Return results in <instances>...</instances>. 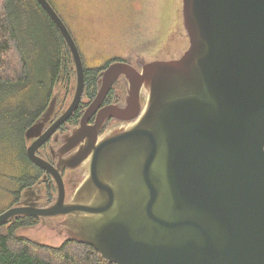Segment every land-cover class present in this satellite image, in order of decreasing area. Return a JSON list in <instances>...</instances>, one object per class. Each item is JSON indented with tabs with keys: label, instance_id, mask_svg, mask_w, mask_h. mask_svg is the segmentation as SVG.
Listing matches in <instances>:
<instances>
[{
	"label": "water",
	"instance_id": "obj_1",
	"mask_svg": "<svg viewBox=\"0 0 264 264\" xmlns=\"http://www.w3.org/2000/svg\"><path fill=\"white\" fill-rule=\"evenodd\" d=\"M38 2L72 54L76 85L69 106L26 150L52 175V203L42 206L40 189L36 197L25 189L30 201L0 212V225L61 216L68 238L116 264H264V0H183L189 47L140 68L109 64L65 137L61 149L79 147L64 167L37 151L80 106L85 65L52 3ZM120 77L125 102L103 105ZM110 118L124 122L101 133ZM66 167L82 176L68 184L70 195Z\"/></svg>",
	"mask_w": 264,
	"mask_h": 264
},
{
	"label": "trees",
	"instance_id": "obj_2",
	"mask_svg": "<svg viewBox=\"0 0 264 264\" xmlns=\"http://www.w3.org/2000/svg\"><path fill=\"white\" fill-rule=\"evenodd\" d=\"M9 58L15 59L13 71ZM111 63L85 66L84 94L80 106L69 118L72 125L80 122L85 107L97 95L101 72ZM1 67L4 68L0 70V96L10 99L3 108L7 117H12L8 119L15 130L7 146L14 149L17 145L21 168L20 171L12 169L7 175L16 191L10 197L12 202L0 208V212L13 206L24 188L42 177L44 170L27 156L25 132L46 110L55 95V87L70 98L76 81L75 65L66 41L38 0H0ZM37 83L40 84L38 93L28 97L27 93ZM117 91L122 96L121 89L113 88L106 101H115ZM55 194L53 183L45 185L46 204L52 203ZM40 222L39 217L27 215L0 225V264H116L105 260L93 246L84 242L66 238L61 245L51 246L18 233L20 228L33 227Z\"/></svg>",
	"mask_w": 264,
	"mask_h": 264
},
{
	"label": "rangeland",
	"instance_id": "obj_3",
	"mask_svg": "<svg viewBox=\"0 0 264 264\" xmlns=\"http://www.w3.org/2000/svg\"><path fill=\"white\" fill-rule=\"evenodd\" d=\"M49 1L73 32L77 44H80L78 47L84 64L88 67L103 66L120 59L140 68L150 61L179 57L189 42L184 26L183 0ZM14 60L9 58L8 61L12 71ZM37 85L40 84L34 85L27 93L28 97L38 93ZM75 85L76 81L73 87ZM58 91L60 94L57 95L61 98L63 92L56 86L54 94ZM73 95L74 92L69 97L72 99ZM9 100L0 96V208L12 202L10 197L16 189L8 181L7 175L10 170L15 168L20 171L21 168L17 145L14 149L7 146L8 141L15 136L14 127L8 119L12 117H7L3 108ZM81 180L82 176L79 175L77 182ZM71 193L72 189L68 185L67 195ZM62 220L61 216L46 218L36 226L20 228L18 233L38 243L59 246L69 237L61 225Z\"/></svg>",
	"mask_w": 264,
	"mask_h": 264
},
{
	"label": "flooded vegetation",
	"instance_id": "obj_4",
	"mask_svg": "<svg viewBox=\"0 0 264 264\" xmlns=\"http://www.w3.org/2000/svg\"><path fill=\"white\" fill-rule=\"evenodd\" d=\"M188 47H189V42H188V45H187L186 49ZM186 49L184 50V52L186 51ZM120 78H121V81L119 83L118 80ZM120 78L115 82V84L113 85V87L111 89H113V88H115L116 90H120L121 89L122 93H124V95H125V91H127L126 90L127 87L125 89L126 82H125L123 77H120ZM57 94L59 95L60 91H58L54 95V97L51 99V101H50V103H52V102L54 103L55 102L53 110H52V115L49 118H47V119H43L44 112H45L44 111L42 113V115H40L39 118L33 123V125L36 122H38L39 124L30 132V135H32V137H31L32 139L30 138L29 140L26 141V150H27V146H29L35 140L34 138L36 137V134L39 133V132H40V134L44 133L45 130L51 125V123L63 111H65V109L69 106V104H70L72 99L71 98H66L64 93L62 94L61 98H59V96ZM124 95L122 94V96H121V94L118 92L117 93V98L115 99V101L107 102L105 100L103 105H106V104H109V103H116V104L124 103L125 102V96ZM90 103L85 107L83 114L85 113V111L89 107ZM83 114H82V116H83ZM70 119H68L67 122H65L61 126H59V128L51 135V137L44 144H42L39 147V149L37 151V153L40 156H42L43 158L49 160L54 165L61 164L64 167V165L67 162V160L71 157V155L79 147L78 146V147H76V148H74L72 150H69V151H66L65 149H61L65 144H67L65 142V137L68 136V133L72 132V127L73 126H78L79 123H80L79 122L76 125H72L71 123H69ZM94 119H95V114L91 117L90 123L94 122ZM114 122L117 124V123L124 122V121H121V120H118V119H115V118H110L105 123L104 129L101 131V133L105 132L107 128H109L113 124H115ZM62 174H63L64 180H65L66 189H67L68 184H71V186L74 187V186H76L78 184V182H77L78 181V176L81 174L80 167H78V168H68V167H66V168H64L62 170ZM52 183L55 185V182H54V180L52 178V175L46 173V171L44 170L43 174H42V177L37 179V181H35L33 185H30V186L24 188V191H25V189L33 188V191H34L33 194H34V197H36V195L39 194L38 190L40 189V198H39L38 202H40L42 204V206H47L49 204H47V205L44 204V202H45V200H44L45 185H52ZM24 191H22V193L20 194L19 200L15 204H17V203L21 204L22 201H25L27 199V197L25 198V196L23 194ZM22 194H23V196H22ZM27 194L30 195L32 198H34L32 196V192L31 193H27ZM27 201H30V200L27 199Z\"/></svg>",
	"mask_w": 264,
	"mask_h": 264
}]
</instances>
